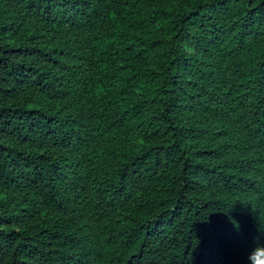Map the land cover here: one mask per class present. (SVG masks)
<instances>
[{"label":"trees","instance_id":"1","mask_svg":"<svg viewBox=\"0 0 264 264\" xmlns=\"http://www.w3.org/2000/svg\"><path fill=\"white\" fill-rule=\"evenodd\" d=\"M259 246L264 0H0V264Z\"/></svg>","mask_w":264,"mask_h":264},{"label":"clouds","instance_id":"2","mask_svg":"<svg viewBox=\"0 0 264 264\" xmlns=\"http://www.w3.org/2000/svg\"><path fill=\"white\" fill-rule=\"evenodd\" d=\"M254 255L257 256L256 264H264V246L257 247L254 252L250 255L249 259L251 261V264Z\"/></svg>","mask_w":264,"mask_h":264}]
</instances>
